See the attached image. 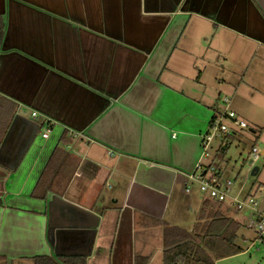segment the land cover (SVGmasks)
I'll use <instances>...</instances> for the list:
<instances>
[{"label":"crops","instance_id":"crops-1","mask_svg":"<svg viewBox=\"0 0 264 264\" xmlns=\"http://www.w3.org/2000/svg\"><path fill=\"white\" fill-rule=\"evenodd\" d=\"M0 15V148L30 122L0 153V264H163L229 61L263 51L264 78V0H0ZM201 196L196 219L215 202Z\"/></svg>","mask_w":264,"mask_h":264},{"label":"rangeland","instance_id":"rangeland-1","mask_svg":"<svg viewBox=\"0 0 264 264\" xmlns=\"http://www.w3.org/2000/svg\"><path fill=\"white\" fill-rule=\"evenodd\" d=\"M262 53L263 51H259L256 57L251 55L244 62L236 58L229 61L228 66L231 70L225 73L229 87H225L226 92L222 93L229 99L230 109L247 124V128L238 130L226 143L227 148L223 157L215 158L222 178L232 182L231 195H235L241 186H243V195L255 194L257 190H261L264 194V78L253 76V69L263 56ZM218 144V141L212 144V155L215 154ZM253 147L260 151L261 156L259 161L251 165L249 160ZM203 161L207 163L209 160ZM254 166L258 167V172L255 176H251L250 171ZM200 194L203 195L201 192ZM200 194H197L192 210L185 213L188 221L185 220L180 224L188 232L193 230L199 212L202 198ZM257 195L260 196V193L258 192ZM230 214L233 218L244 222L236 240L243 252L220 259L217 264H264V242H260L247 227V210L233 211Z\"/></svg>","mask_w":264,"mask_h":264},{"label":"built area","instance_id":"built-area-1","mask_svg":"<svg viewBox=\"0 0 264 264\" xmlns=\"http://www.w3.org/2000/svg\"><path fill=\"white\" fill-rule=\"evenodd\" d=\"M220 102L221 108L215 110L206 131L200 136L201 158L209 161L204 163L199 160L194 169L187 173V178L197 184L199 192L205 195L206 198L227 204L235 211L247 210V227L260 242H264V198L254 193L243 195L241 189L237 194L231 195L232 182L221 177L215 160L212 159L211 150L214 142L218 141L217 150H219L228 142L227 136H233L238 130L247 128L246 122L238 118L236 113L230 109L228 98L222 97ZM35 115V113H32V116ZM49 131V124L46 122L44 132L41 135L42 138H47ZM250 155L249 162L251 165L259 161L261 156L255 147L251 149ZM188 191L186 189V192Z\"/></svg>","mask_w":264,"mask_h":264},{"label":"trees","instance_id":"trees-1","mask_svg":"<svg viewBox=\"0 0 264 264\" xmlns=\"http://www.w3.org/2000/svg\"><path fill=\"white\" fill-rule=\"evenodd\" d=\"M4 33V20L0 15V45ZM233 136H227L229 141ZM227 146L215 153L222 158ZM206 205V206H205ZM191 232L167 227V244L163 251V264H215V260L243 252L236 243L238 232L243 226L232 217V209L214 202L209 211L205 202ZM148 259L139 257L136 264H147Z\"/></svg>","mask_w":264,"mask_h":264},{"label":"water","instance_id":"water-1","mask_svg":"<svg viewBox=\"0 0 264 264\" xmlns=\"http://www.w3.org/2000/svg\"><path fill=\"white\" fill-rule=\"evenodd\" d=\"M242 1H245V0H242ZM254 14H257V15H258L257 12H254ZM261 20H262V19H261ZM262 21H263V20H262ZM263 25H264V21H263ZM241 29L244 30V28H241ZM244 31H245V30H244ZM252 31H253V28H252V27H249V28L247 29V32H248V33H251V34H252ZM21 123H22V124H23V123H24V124L26 123V124H28V125L30 124V122H29L28 120L22 118V117L19 116V115H16V116L13 118V120H12V122H11V124H10V127H9V129H8V131H7L6 137H5V139H4V141H3L2 145H1L0 153L4 150L5 146L8 144V142H9V140L11 139L12 135L14 134V132H16V130L20 127ZM28 133H29V132H28ZM35 133H36V129H33L32 131H30L29 134H26V136H25V137L23 138V140H22V144H21L22 146H21V148H20V152H19V154H17V156L11 160V163L8 164V168H13V167H14L15 163L18 161V159H19V157L21 156L23 150L25 149V146L29 143V141L31 140L32 136H33ZM0 163L4 164L2 159H0ZM257 172H258V167L254 166V167H252V169H251V171H250V175H251V176H255V175L257 174Z\"/></svg>","mask_w":264,"mask_h":264}]
</instances>
